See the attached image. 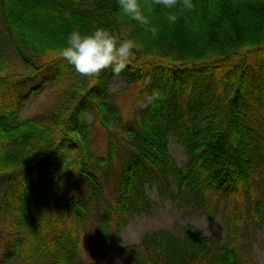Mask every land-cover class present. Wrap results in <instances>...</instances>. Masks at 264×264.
<instances>
[{
  "label": "trees",
  "instance_id": "16d2710c",
  "mask_svg": "<svg viewBox=\"0 0 264 264\" xmlns=\"http://www.w3.org/2000/svg\"><path fill=\"white\" fill-rule=\"evenodd\" d=\"M140 2L152 6L151 21L176 13L175 23L194 28L224 0H193L196 8L183 12ZM256 12L264 16V0H256ZM229 21L218 18L215 45L195 50L174 36L145 33L118 0H0V213L19 220L0 262L77 264L87 214L97 215L102 235L113 218L148 211L147 187H156L180 207L208 218L222 214L227 232L207 234L192 222L181 235L149 231L122 246L129 264H249L246 241L264 230V27L252 36L239 27L244 36L233 42ZM98 27L137 43L118 77L138 83L130 121L139 122L125 123L111 99V68L85 77L60 57L74 29L87 34ZM5 45L27 71L53 81L41 111L20 115L24 95L17 77L5 72ZM95 125L104 131V154L91 143ZM170 132L183 145V163L172 153ZM70 148L76 152L67 167L75 171L60 176Z\"/></svg>",
  "mask_w": 264,
  "mask_h": 264
},
{
  "label": "rangeland",
  "instance_id": "374dc122",
  "mask_svg": "<svg viewBox=\"0 0 264 264\" xmlns=\"http://www.w3.org/2000/svg\"><path fill=\"white\" fill-rule=\"evenodd\" d=\"M229 6L232 8H230V11H227ZM228 12L234 13L233 24L228 20H232V14ZM218 18L224 24L229 21L232 28L233 42L238 41V36L241 38L244 36L243 31L248 33V36H252L260 30V26L264 27V16L256 12V0H224V2L217 4L216 10L207 13V16L194 28L182 20H178L177 23L179 24H171L159 13L153 18L152 24L159 28V33L155 38L165 37L166 35L173 38L172 36H174L176 37L175 40L181 39L185 46H188V48L192 47L196 50L200 47L215 45L214 41L219 38V28L216 26ZM239 27L243 28V31L239 30ZM174 28L177 30L175 31ZM3 51L5 53L2 59L6 56L9 58L5 72L14 74L17 77L19 85L16 89L24 95V98L20 101L21 103H18L23 105L20 115L24 117L41 111L46 107L49 98L52 96L50 84L53 81L46 78L42 72L34 75L27 71L21 61V57L14 53L9 46L3 48ZM242 65L241 62L240 67ZM230 68H225L220 75L224 76L225 74L223 72L229 71ZM231 72L234 73L231 75L234 78L236 67H233ZM107 84L108 91L113 93L111 99H113L119 110H121L119 112L124 117L125 123L139 122L136 120L130 121L134 118L132 102L136 97L138 83H128L124 77L112 76L108 78ZM105 94L100 98L104 97ZM109 101L111 100L107 97L105 100L107 105ZM92 107L91 104L86 107L85 116L88 122L94 119V110ZM90 137L92 139L91 143L93 142V148L96 149L97 153L104 154L106 151L104 147L105 137L100 125L94 126ZM168 137L173 155L178 162L183 163L187 158L183 145L179 143L177 137L171 134V132ZM75 152L73 148L68 149L65 159L57 167L60 176L63 175V171L66 172L67 177L73 175L75 168H68L67 166ZM3 190L2 183L0 199ZM147 191L151 196L149 212L144 211L134 213V215H128L123 221H118L116 218H113L108 224H105L107 232H102V235V229H99L100 222L97 215L95 217H90V214L86 215L87 222L85 221L82 239L79 241L80 257L77 264H129L122 251V246L140 242L146 232L160 228H167L173 233L181 235L182 226L187 222L196 224L207 234L220 231L224 238L227 232V219L222 214L208 218L194 206L187 205L180 207L175 203V200L170 198L168 193L156 187H147ZM106 193L109 195L111 192L106 190ZM107 194L105 195L107 196ZM9 214L10 212L8 210L0 213V254L10 242L8 235H13L19 229V220L15 213L13 212L15 216ZM24 223H26L25 220ZM36 224L38 225V222ZM44 224L45 222H43ZM23 232L25 233L26 231L24 230ZM250 238V240L246 241V248H244L249 259V264H264V230L262 228L259 231L257 230L256 235H251ZM0 264L15 263L12 261L11 263L0 262Z\"/></svg>",
  "mask_w": 264,
  "mask_h": 264
},
{
  "label": "clouds",
  "instance_id": "9594fccd",
  "mask_svg": "<svg viewBox=\"0 0 264 264\" xmlns=\"http://www.w3.org/2000/svg\"><path fill=\"white\" fill-rule=\"evenodd\" d=\"M121 11L135 21L145 33L156 37L159 28L154 26L149 13L152 6H142L140 0H118ZM152 5L163 6L166 9L179 8L181 12L193 11L196 5L193 0H152ZM169 23L174 24L178 15L167 14ZM137 43L133 39H121L107 28L98 27L90 33H81L74 29L67 37L66 45L60 51V57L81 76L98 77L102 71L111 68L119 75L134 56Z\"/></svg>",
  "mask_w": 264,
  "mask_h": 264
}]
</instances>
